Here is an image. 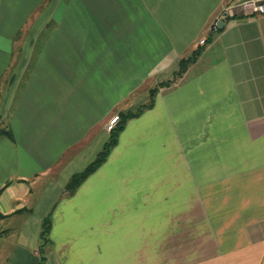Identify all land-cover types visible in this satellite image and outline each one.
I'll return each mask as SVG.
<instances>
[{
	"label": "crops",
	"instance_id": "1",
	"mask_svg": "<svg viewBox=\"0 0 264 264\" xmlns=\"http://www.w3.org/2000/svg\"><path fill=\"white\" fill-rule=\"evenodd\" d=\"M238 1L0 0V264H38L47 214L45 264H264V13Z\"/></svg>",
	"mask_w": 264,
	"mask_h": 264
},
{
	"label": "trees",
	"instance_id": "2",
	"mask_svg": "<svg viewBox=\"0 0 264 264\" xmlns=\"http://www.w3.org/2000/svg\"><path fill=\"white\" fill-rule=\"evenodd\" d=\"M201 48H202V46L194 49L186 57L179 58L178 66L173 71V74H172L171 78L159 81L157 83V86H154V87L150 88L148 100L144 104H142L137 110H134V111H129L128 110V111L121 112L119 114L118 121L116 122L114 127H112L110 129L111 131H110L109 137L106 140V142L104 143L102 149L97 154V156L84 169H82L79 172L73 173L71 175V177L69 178V180H68V182L66 184L68 190H73L79 184V182L81 180H83L90 172H92L94 169H96L97 166L105 159L106 155L108 154V152L110 151L112 146L116 143L117 137H118V133L121 130V128L123 127L126 119L128 117L132 116V115L137 114L144 107H147V106L151 105L152 101H153V95H154L155 91L157 90V87L158 86H162V85H166V84L170 83L175 77L180 76L183 73V71L185 70V68L187 67L188 63H190L191 61L195 60V58L199 54ZM0 134L11 135V133L5 128H0ZM49 228H50V216H49V214H47L43 218V221H42V224H41V230H40V236H39L41 242L39 244V260H38V264H45L46 255H45L44 245L46 244V241L48 240Z\"/></svg>",
	"mask_w": 264,
	"mask_h": 264
},
{
	"label": "built area",
	"instance_id": "3",
	"mask_svg": "<svg viewBox=\"0 0 264 264\" xmlns=\"http://www.w3.org/2000/svg\"><path fill=\"white\" fill-rule=\"evenodd\" d=\"M233 7L245 13H264V0H239L236 4L224 6L221 9L220 16H227L232 14ZM217 20L212 22V26L216 27ZM205 38H200L199 42L203 43ZM118 115H113L107 122V129H111L117 122Z\"/></svg>",
	"mask_w": 264,
	"mask_h": 264
},
{
	"label": "rangeland",
	"instance_id": "4",
	"mask_svg": "<svg viewBox=\"0 0 264 264\" xmlns=\"http://www.w3.org/2000/svg\"><path fill=\"white\" fill-rule=\"evenodd\" d=\"M116 114L118 115V119H119V113H116ZM114 115H115V114H114ZM118 119H117V121H118ZM107 122H108V121H107ZM115 124H116V123H115ZM115 124H114V125H115ZM113 127H114V126H113ZM106 128H107V127H106ZM108 130H110V129H108Z\"/></svg>",
	"mask_w": 264,
	"mask_h": 264
},
{
	"label": "water",
	"instance_id": "5",
	"mask_svg": "<svg viewBox=\"0 0 264 264\" xmlns=\"http://www.w3.org/2000/svg\"><path fill=\"white\" fill-rule=\"evenodd\" d=\"M220 23H221V21H220Z\"/></svg>",
	"mask_w": 264,
	"mask_h": 264
}]
</instances>
